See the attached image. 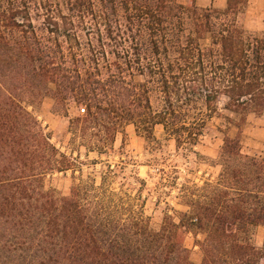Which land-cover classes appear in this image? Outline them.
Instances as JSON below:
<instances>
[{
	"label": "trees",
	"instance_id": "16d2710c",
	"mask_svg": "<svg viewBox=\"0 0 264 264\" xmlns=\"http://www.w3.org/2000/svg\"><path fill=\"white\" fill-rule=\"evenodd\" d=\"M248 5L0 0V264H196L189 233L204 236L195 242L200 264H264V243L253 244L264 226V160L241 142L248 115H264V31L245 28ZM46 98L56 114L84 106L71 132L86 156L114 154L117 136L133 125L157 154L161 128L177 157L208 160L197 148L220 120L221 173L201 186L180 183L188 212L154 231L141 196L128 192L137 184L142 195L146 182L123 157L125 143L100 185L84 178L80 150L60 152L29 110ZM172 163L156 155L144 165L163 181L174 173L161 182L167 190L179 185ZM69 171L68 195L46 190V176ZM119 178L115 192L110 182ZM155 192L160 203L164 192Z\"/></svg>",
	"mask_w": 264,
	"mask_h": 264
},
{
	"label": "rangeland",
	"instance_id": "374dc122",
	"mask_svg": "<svg viewBox=\"0 0 264 264\" xmlns=\"http://www.w3.org/2000/svg\"><path fill=\"white\" fill-rule=\"evenodd\" d=\"M263 32V31H262ZM225 101L220 103V108L223 107ZM54 100L51 98H46L40 106L32 107L29 106V110L38 117L45 131L51 135L52 143L62 152L63 154L69 156L72 153V149L80 150L82 161L85 163L83 166L84 178H92L96 180L97 185L102 182V172L109 163L111 165L116 164L122 153V145L125 143L124 155L123 157L130 160H134L137 163L134 167L139 176L145 179L146 186L141 194H138V188L140 185L134 184V188L128 189L126 186L124 189H128V192L132 194L133 197L141 196V202L144 213L146 217L149 218V227L154 231H159L164 224L166 216L177 217V212H188L187 206L184 204V199L179 189L181 188L180 183H183L185 179L194 180L200 186L203 185L204 180L211 179L216 180L220 173L221 167L216 163L220 148L222 146V135L215 131V127L220 124V120H214L213 131L211 135L205 139V141L197 148V150L202 153L208 160H197L195 157H191L189 162L186 163L184 158L177 157L178 153L176 151V145L173 140H165L162 134V129H157V137L160 140L162 146L161 154H157L156 151H152L149 148L145 138L138 135L136 129L133 125L126 127V137L124 138L122 134H119L115 142V153L109 156L100 157L98 153L91 152L86 156L85 148L81 147V140L72 135V119L80 116L79 109L84 106H72L67 114H56L53 112ZM255 115V114H249ZM248 115V116H249ZM248 119V118H247ZM246 124V123H245ZM244 127V126H243ZM243 129V128H242ZM230 134L235 136L237 134V129L233 128L230 130ZM78 154L75 153L74 156ZM165 156L172 160L178 161V163H172V165H179L180 179L178 181L179 185L168 188L167 190L163 187L161 182H169L172 180L174 173L169 174L167 180L163 181L161 176L155 174L148 166L144 165L146 160L154 156ZM215 158V160L213 159ZM262 159V158H261ZM211 160V161H210ZM264 160V159H263ZM184 163H186L184 165ZM172 169V168H171ZM170 169V170H171ZM72 172H61L54 173L45 177L44 185L46 190L55 192L58 196H66L70 193L71 187L73 185ZM79 173H77V176ZM151 176L154 178L152 179ZM119 179H114L110 182L109 188L115 192H118L121 188ZM158 190L162 193V198L160 203H158ZM166 190V191H162ZM166 192V193H165ZM168 192V193H167ZM138 204V203H137ZM178 221V218H175ZM258 232V228L254 229L253 244L255 245V237ZM204 236L199 234L197 237L194 234L189 233L186 235L185 244L191 250V260L200 264L202 262V252L200 248L195 244V242L202 241ZM264 243V237L261 241V248Z\"/></svg>",
	"mask_w": 264,
	"mask_h": 264
},
{
	"label": "crops",
	"instance_id": "0c3cea01",
	"mask_svg": "<svg viewBox=\"0 0 264 264\" xmlns=\"http://www.w3.org/2000/svg\"><path fill=\"white\" fill-rule=\"evenodd\" d=\"M183 5L193 2L200 8L215 7L225 9L228 0H179ZM245 28L253 33L264 31V0H249L244 17ZM243 151L251 156L264 159V115H249L241 132ZM215 160V158H213ZM255 237V246L258 247L264 237V226H258Z\"/></svg>",
	"mask_w": 264,
	"mask_h": 264
}]
</instances>
